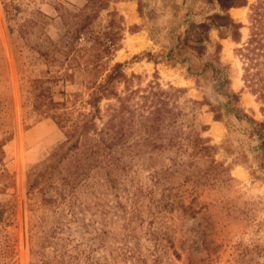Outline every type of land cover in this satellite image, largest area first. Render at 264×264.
Here are the masks:
<instances>
[{
    "label": "rangeland",
    "instance_id": "rangeland-1",
    "mask_svg": "<svg viewBox=\"0 0 264 264\" xmlns=\"http://www.w3.org/2000/svg\"><path fill=\"white\" fill-rule=\"evenodd\" d=\"M259 1L228 12L240 41L213 28L199 54L187 31L222 13L217 0H0V264H264V100L239 52ZM115 68L132 107L149 86L183 90L162 147L135 145L136 134L118 167L73 186L67 160L30 189L32 169L66 140L52 115L91 112L94 84ZM41 93L50 112L36 108ZM111 106L101 102L104 120Z\"/></svg>",
    "mask_w": 264,
    "mask_h": 264
},
{
    "label": "trees",
    "instance_id": "trees-1",
    "mask_svg": "<svg viewBox=\"0 0 264 264\" xmlns=\"http://www.w3.org/2000/svg\"><path fill=\"white\" fill-rule=\"evenodd\" d=\"M217 2L222 13L208 17L203 23L191 24L187 31L186 43L191 42L192 49L199 54L203 53L205 43L209 41L208 33L213 28L232 31L235 40L241 39L240 29L243 25L232 19L228 12L233 8L246 6L247 0H217ZM89 19V16L84 18L85 21ZM112 44H114L113 41ZM239 52L244 61L243 79L246 85L264 100V0L253 7L250 35ZM119 66L116 65V68ZM207 66H210L215 74L222 71L219 66L212 64ZM116 68L107 76L103 84L97 86L94 84L88 101L89 106L93 108L91 112H80L78 121H71L67 112L52 115L56 123L65 129L66 140L54 149L40 168L37 166L32 169L29 174L30 189L51 180L57 174L61 175L63 171L61 166L67 160L71 161V167L68 174L62 177V181L66 185L73 186L87 176L92 169L116 163L118 167L119 160L116 155L132 146L128 139L136 134L140 137L135 145L141 143L144 147L152 148L151 151L162 147L159 142L163 138V132L175 126L179 115L169 106L170 99L175 93H181L183 90H156L155 87L149 86L148 91L141 95L143 100L141 105L132 107L128 103L132 94L121 97L113 88L114 81L123 77ZM221 78L226 85L228 81L225 80L224 75ZM110 97L117 98L119 106H111L108 119L104 120L100 104ZM36 98L37 100L49 99L48 102L44 100L38 103L37 109L47 106L46 111L50 112L52 107L49 106L56 105L51 96L43 93L38 94ZM98 120L103 122L101 127L97 123ZM4 213V210H0V223L3 221Z\"/></svg>",
    "mask_w": 264,
    "mask_h": 264
},
{
    "label": "bare ground",
    "instance_id": "bare-ground-1",
    "mask_svg": "<svg viewBox=\"0 0 264 264\" xmlns=\"http://www.w3.org/2000/svg\"><path fill=\"white\" fill-rule=\"evenodd\" d=\"M243 11H244V10H234V15H235V16H240V15L243 14Z\"/></svg>",
    "mask_w": 264,
    "mask_h": 264
}]
</instances>
